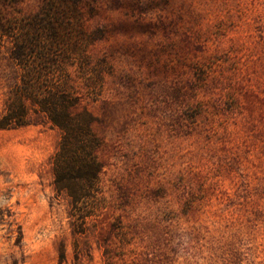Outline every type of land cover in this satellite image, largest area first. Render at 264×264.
Wrapping results in <instances>:
<instances>
[{
  "label": "rangeland",
  "instance_id": "rangeland-1",
  "mask_svg": "<svg viewBox=\"0 0 264 264\" xmlns=\"http://www.w3.org/2000/svg\"><path fill=\"white\" fill-rule=\"evenodd\" d=\"M81 2L106 204L76 233L59 129L0 130V264H264V0ZM20 80L0 48V116Z\"/></svg>",
  "mask_w": 264,
  "mask_h": 264
},
{
  "label": "trees",
  "instance_id": "trees-1",
  "mask_svg": "<svg viewBox=\"0 0 264 264\" xmlns=\"http://www.w3.org/2000/svg\"><path fill=\"white\" fill-rule=\"evenodd\" d=\"M50 1L40 18L0 19V48L8 52L21 76L5 101L0 130L28 125L32 113L59 129L53 183L57 193L70 200L76 233H84L106 204L103 139L94 129L98 119L89 108L91 101L74 76L77 72L82 79L89 78L87 52L94 37L84 29L81 0Z\"/></svg>",
  "mask_w": 264,
  "mask_h": 264
}]
</instances>
